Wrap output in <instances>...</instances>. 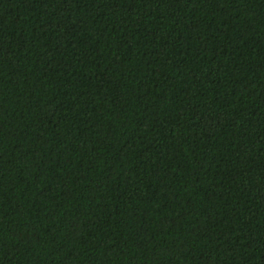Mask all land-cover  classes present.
Here are the masks:
<instances>
[{
    "label": "trees",
    "instance_id": "1",
    "mask_svg": "<svg viewBox=\"0 0 264 264\" xmlns=\"http://www.w3.org/2000/svg\"><path fill=\"white\" fill-rule=\"evenodd\" d=\"M0 264H264V0H0Z\"/></svg>",
    "mask_w": 264,
    "mask_h": 264
}]
</instances>
